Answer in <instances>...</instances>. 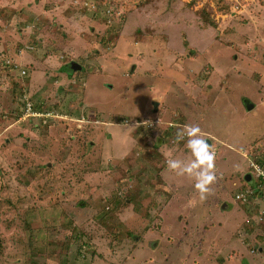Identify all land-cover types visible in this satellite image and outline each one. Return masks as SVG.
Here are the masks:
<instances>
[{
	"label": "rangeland",
	"instance_id": "obj_1",
	"mask_svg": "<svg viewBox=\"0 0 264 264\" xmlns=\"http://www.w3.org/2000/svg\"><path fill=\"white\" fill-rule=\"evenodd\" d=\"M186 124L205 201L166 169ZM258 159L264 0H0V264H264Z\"/></svg>",
	"mask_w": 264,
	"mask_h": 264
},
{
	"label": "clouds",
	"instance_id": "obj_2",
	"mask_svg": "<svg viewBox=\"0 0 264 264\" xmlns=\"http://www.w3.org/2000/svg\"><path fill=\"white\" fill-rule=\"evenodd\" d=\"M137 126L139 125H136V127ZM185 137H187L185 149L191 153L194 159L184 161L173 158L175 149L169 148L167 151L163 152L166 169L169 172L175 173L176 176H187L190 179H194V189L198 192L199 199L205 201L209 195L213 194L212 185H214L218 179L216 173V151L212 144L209 145L206 142L208 139H211V137L206 138L199 125H184L177 131L175 143L178 144L179 141L184 140ZM241 152H243V150H241ZM254 165L255 164H252L253 167H255ZM235 167L239 170L238 165ZM259 179L262 181L261 176H259ZM257 185H261L259 180L257 181Z\"/></svg>",
	"mask_w": 264,
	"mask_h": 264
},
{
	"label": "trees",
	"instance_id": "obj_3",
	"mask_svg": "<svg viewBox=\"0 0 264 264\" xmlns=\"http://www.w3.org/2000/svg\"><path fill=\"white\" fill-rule=\"evenodd\" d=\"M54 49H55V52H58V51H60L57 47H54ZM66 68H67V72H68V74L69 75H71L72 74V71L71 70H69L70 69V63L66 66ZM27 99H25V101H24V103H25V108H26V105H27ZM32 105H33V109H37V108H39V106L37 105V104H35L34 105V103H32ZM262 168H264V160H262V159H258L257 161H256ZM249 196V198H251V199H253L254 197H258L257 196V194H256V192H254L253 191V193H247V195H246V199H243V198H238V199H243V200H241V202H243L244 203V201L246 202L248 199H247V197ZM245 204H247V203H245ZM252 221V220H251ZM32 224L30 223V222H26V230H28V231H31V233H32ZM31 235V234H30ZM260 238L261 239H264V237L263 236H260ZM29 243L30 244H32L33 243V238H32V235L30 236V240H29Z\"/></svg>",
	"mask_w": 264,
	"mask_h": 264
},
{
	"label": "crops",
	"instance_id": "obj_4",
	"mask_svg": "<svg viewBox=\"0 0 264 264\" xmlns=\"http://www.w3.org/2000/svg\"><path fill=\"white\" fill-rule=\"evenodd\" d=\"M252 164H255V165H259L257 162H255L254 163V161H252ZM251 164V165H252ZM260 166V165H259ZM261 167V166H260ZM262 168V167H261ZM248 184H251L252 186H248V187H246V188H242L240 191H238L237 193H245V192H247V193H253V191L254 192H256V194H257V196L259 197V196H261L262 197V195H263V193H264V187H259L257 184L255 185V183L253 182V180L251 179L250 181H247V180H245ZM244 186V185H243ZM253 187V188H252ZM262 198H264V197H262ZM247 209V208H246ZM232 211H234V213L235 214H240V211L239 210H237L236 208L235 209H233ZM259 213H260V215H261V212L260 211H258ZM237 216V215H236ZM253 219V218H252ZM251 219V220H252Z\"/></svg>",
	"mask_w": 264,
	"mask_h": 264
},
{
	"label": "water",
	"instance_id": "obj_5",
	"mask_svg": "<svg viewBox=\"0 0 264 264\" xmlns=\"http://www.w3.org/2000/svg\"><path fill=\"white\" fill-rule=\"evenodd\" d=\"M70 68L75 71L79 70V69H83V66L80 65L79 63L75 62V61H72L70 62ZM158 106H159V103L158 102H154V111H157L158 110ZM210 143V141H207ZM245 179L247 181H250L252 178H251V175L250 174H247Z\"/></svg>",
	"mask_w": 264,
	"mask_h": 264
},
{
	"label": "built area",
	"instance_id": "obj_6",
	"mask_svg": "<svg viewBox=\"0 0 264 264\" xmlns=\"http://www.w3.org/2000/svg\"><path fill=\"white\" fill-rule=\"evenodd\" d=\"M31 108H32V105L31 104H28V110H31ZM32 110H33V108H32ZM34 112V111H33ZM255 166V168H256V170H257V168H259V167H257V165H254ZM259 176H261V178H262V183L263 184H261L260 186H263L264 187V171L259 175ZM246 195H247V192L246 193H239L238 195H237V198H243V199H246Z\"/></svg>",
	"mask_w": 264,
	"mask_h": 264
}]
</instances>
